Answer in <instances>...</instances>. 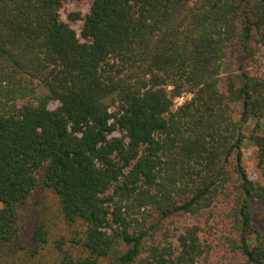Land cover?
<instances>
[{
  "label": "trees",
  "instance_id": "1",
  "mask_svg": "<svg viewBox=\"0 0 264 264\" xmlns=\"http://www.w3.org/2000/svg\"><path fill=\"white\" fill-rule=\"evenodd\" d=\"M74 1L0 0V264H264V0Z\"/></svg>",
  "mask_w": 264,
  "mask_h": 264
},
{
  "label": "rangeland",
  "instance_id": "2",
  "mask_svg": "<svg viewBox=\"0 0 264 264\" xmlns=\"http://www.w3.org/2000/svg\"><path fill=\"white\" fill-rule=\"evenodd\" d=\"M90 3V0H78L67 4L61 12L62 19L66 20V15L69 12L87 13ZM79 26V23L73 24V28L75 29H78ZM188 98V96H183L176 99L175 106H180ZM252 126L253 124L250 122L248 125L249 129L252 128ZM249 133V130L245 131L246 135ZM254 151L255 150L249 141L246 140L242 149L243 164L246 168L249 178L253 182L264 185V164H258ZM260 208L261 203L257 199H253L251 201V211L254 216L257 215V212ZM225 212L228 213L226 206L223 204H217V206H215L211 211L206 212L205 215L201 217H180L174 223H168L167 228H164V230L173 236V234H178L179 231H182L185 227L192 228L193 225H197L202 230L201 235L208 237L206 234L207 232H217L218 230H221L222 226L228 224V218L225 216ZM221 233L222 232L220 231L219 234H216L219 236L215 237V235H212L213 237L209 238L210 241L216 239L214 242L210 243L213 245V247L218 244V239L221 238ZM216 247L217 246H215V248ZM225 254H227V256ZM237 261L239 260H236L235 258L233 259L232 254L227 252L224 253V250L220 251L217 247V250L213 251L212 256L208 259L206 264H236Z\"/></svg>",
  "mask_w": 264,
  "mask_h": 264
}]
</instances>
